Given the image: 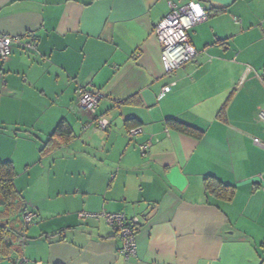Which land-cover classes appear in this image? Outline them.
Returning <instances> with one entry per match:
<instances>
[{"label":"crops","instance_id":"crops-1","mask_svg":"<svg viewBox=\"0 0 264 264\" xmlns=\"http://www.w3.org/2000/svg\"><path fill=\"white\" fill-rule=\"evenodd\" d=\"M169 1L208 14L171 73L155 32ZM0 32V159L19 192L0 264L264 263V0H0ZM208 175L234 192L207 190ZM104 210L135 226V255L93 216Z\"/></svg>","mask_w":264,"mask_h":264},{"label":"built area","instance_id":"built-area-1","mask_svg":"<svg viewBox=\"0 0 264 264\" xmlns=\"http://www.w3.org/2000/svg\"><path fill=\"white\" fill-rule=\"evenodd\" d=\"M170 11L159 22L156 27V34L161 43V58L167 73H171L184 63L193 59L197 50L189 38V29L196 24L207 19V12L203 9L198 10L192 4L177 5L174 1H169ZM28 45L35 47V36L30 34ZM12 54V39L8 34L0 32V58L5 60ZM171 90V84L163 87L160 96ZM101 95L88 89L80 90V106L88 111L96 113ZM264 120V111L259 113ZM98 128L104 130L109 125V120L105 117L97 118ZM142 132L139 126L131 127L129 134L134 137ZM147 146L141 145L142 153H145ZM96 218L103 217L106 222L114 228L115 236L123 242L121 253L127 259L136 253V228L127 221L126 216L119 212L101 211L93 214ZM34 217V212L27 210L24 214L26 223H30ZM24 263L21 262V264Z\"/></svg>","mask_w":264,"mask_h":264},{"label":"trees","instance_id":"trees-1","mask_svg":"<svg viewBox=\"0 0 264 264\" xmlns=\"http://www.w3.org/2000/svg\"><path fill=\"white\" fill-rule=\"evenodd\" d=\"M128 121H131V118L128 119ZM166 121L169 127L177 131H180L182 133L189 134L197 138H200L203 135L202 130L192 125H189L179 119L169 117L167 118ZM133 123L134 125L131 126H136V125L138 126V122H135L134 119H133ZM58 131H61L66 134H70L72 132V129L69 125L64 123V121H61L57 127L56 132ZM47 146L42 147L41 150L43 151L47 150ZM15 175H16L15 167L12 161L10 160L3 161L0 159V205L5 206L6 208L14 207L15 209L19 201L18 198L19 192L16 190L15 185L13 183V179ZM205 188L207 190H211L212 192L218 191L220 189L222 191H228L229 194H232L234 192L233 186L223 184L218 178L212 175H208L207 177H205ZM27 210H28L27 206L25 205L23 210V216ZM8 226L9 225H7V223H3L0 221V257L2 255H5L4 250L6 248L5 241H6L7 233L9 234V232H11Z\"/></svg>","mask_w":264,"mask_h":264},{"label":"rangeland","instance_id":"rangeland-1","mask_svg":"<svg viewBox=\"0 0 264 264\" xmlns=\"http://www.w3.org/2000/svg\"><path fill=\"white\" fill-rule=\"evenodd\" d=\"M2 206H3V205H0V219H5L6 216L9 214V212L12 213V210L14 209V207H13V208H11V207L6 208V207L4 206V208H2ZM1 209H2V210H1ZM5 212H6V213H5ZM3 213H4V214H3Z\"/></svg>","mask_w":264,"mask_h":264},{"label":"water","instance_id":"water-1","mask_svg":"<svg viewBox=\"0 0 264 264\" xmlns=\"http://www.w3.org/2000/svg\"><path fill=\"white\" fill-rule=\"evenodd\" d=\"M264 264V263H263Z\"/></svg>","mask_w":264,"mask_h":264}]
</instances>
